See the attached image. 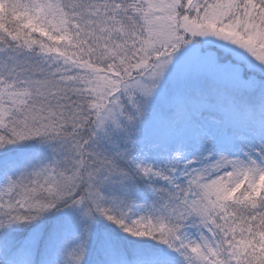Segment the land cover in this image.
I'll use <instances>...</instances> for the list:
<instances>
[{"label": "snow or ice", "instance_id": "snow-or-ice-1", "mask_svg": "<svg viewBox=\"0 0 264 264\" xmlns=\"http://www.w3.org/2000/svg\"><path fill=\"white\" fill-rule=\"evenodd\" d=\"M0 264H264V0H0Z\"/></svg>", "mask_w": 264, "mask_h": 264}]
</instances>
